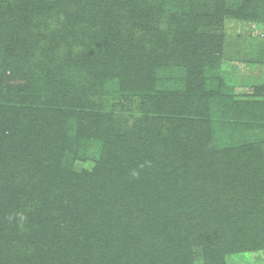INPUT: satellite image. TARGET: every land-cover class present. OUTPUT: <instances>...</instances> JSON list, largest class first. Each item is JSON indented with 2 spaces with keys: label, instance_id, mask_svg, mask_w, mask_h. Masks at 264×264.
Here are the masks:
<instances>
[{
  "label": "trees",
  "instance_id": "trees-1",
  "mask_svg": "<svg viewBox=\"0 0 264 264\" xmlns=\"http://www.w3.org/2000/svg\"><path fill=\"white\" fill-rule=\"evenodd\" d=\"M133 2L0 0V41L26 67L7 68V76L0 61V105L28 94L42 119L20 116L5 136L15 180L7 208L0 204V264H188L196 246L206 264H223L224 256L264 247V141L239 152L216 147L203 120L214 93L200 95L195 84L214 57L205 47L185 46L194 90L183 102L176 93L154 99V77L144 76L148 51L138 43L151 19L129 10ZM206 13L196 18L204 30L215 14ZM31 71L43 90L28 92ZM133 93L153 101L145 110L154 115L137 134L107 131L88 111L91 99ZM40 100L53 103L54 129ZM153 142L165 143L163 154L150 156ZM88 158L92 170L76 171ZM24 166L29 174L15 175ZM18 178L26 181L19 190ZM235 216L241 226L227 229Z\"/></svg>",
  "mask_w": 264,
  "mask_h": 264
},
{
  "label": "rangeland",
  "instance_id": "rangeland-1",
  "mask_svg": "<svg viewBox=\"0 0 264 264\" xmlns=\"http://www.w3.org/2000/svg\"><path fill=\"white\" fill-rule=\"evenodd\" d=\"M251 1L252 3L247 5L245 0H135L129 7V10L134 7V12H146L149 15L148 19H151V23L146 20L149 26L146 27L144 35L138 39V43L140 48L148 51L149 60L145 65L149 68L147 72L144 71V76L154 77L156 83V85L153 84L154 99L160 95V92L176 93L179 102H183L185 92L194 90L187 76L189 75L187 71L192 72V68L188 67V50H185L188 42L193 46L205 47L204 52L207 53L206 49H208L214 55L210 62L205 63L201 76L198 75L200 80L197 79V83H194L198 86L200 95L202 91L214 93L212 96L207 94L208 100H212L209 101V109H205L207 115L203 120L210 121L215 145L222 151L235 147L239 152L240 149L250 148L251 145L258 146L259 142L264 141V129H260L264 124L256 117L259 111L262 112L261 116H264V0ZM245 6H248L250 11L256 9L258 12H242ZM202 12L215 13L212 19L213 25L210 24L205 30L196 19L202 15ZM10 49L11 47L5 41H0V61L9 71L7 76L11 74L10 68L16 67L19 72L26 68L13 57ZM173 49L175 53L172 52ZM204 52L199 53L197 60L206 55ZM23 55L26 56V51L21 53V56ZM154 58L157 59L154 60ZM3 65L1 68H5ZM28 66L31 67V65ZM37 77L38 75L33 76L31 71L27 85L28 92L33 87L43 90L44 82L38 83ZM16 88L20 90L21 86ZM22 91L25 90L21 89L20 92ZM25 94H22V97ZM9 98V104L0 105V171L8 175V180L11 174L7 173L6 165L11 158L4 152L7 147L5 136L11 133L13 124L16 125L20 116L21 120L35 118L39 123L42 121L37 115V105L31 103L32 99L28 94L23 99L24 102L19 101L15 96ZM49 101L40 100L39 104L44 113L46 125L53 128L59 123L55 120V116L49 113L52 109L51 104L53 105ZM150 101L152 100L143 101L134 93L131 96L121 94L99 96L89 101V104L94 106L88 111L95 113L97 118L104 119L105 130L108 131L112 127L115 131L131 132L134 135L145 126L138 124L142 123L146 116L154 115L145 110V106L151 105ZM178 132L179 130L176 131ZM164 144L157 143L153 146L154 142L149 143L148 150L152 152L150 156L163 154ZM94 164L90 158L86 161H78L75 170L91 171ZM28 170L24 166L17 171L18 173L15 172V175H20V172L29 174ZM2 173L0 204L5 210L10 183L15 179L11 178L12 181L7 182ZM18 180L16 189L19 190L26 186V181L24 178H18ZM236 217H230V220L225 219L227 229H230L231 225L236 228L240 221ZM238 226H241V223ZM190 250L192 255L188 264H206V250L202 251L203 247L196 246ZM223 264H264V247L256 252L246 251L224 256Z\"/></svg>",
  "mask_w": 264,
  "mask_h": 264
}]
</instances>
